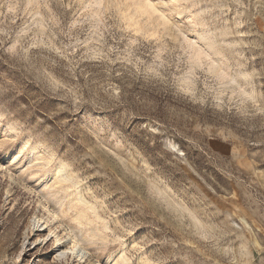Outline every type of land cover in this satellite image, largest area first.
<instances>
[{
	"label": "rangeland",
	"instance_id": "1",
	"mask_svg": "<svg viewBox=\"0 0 264 264\" xmlns=\"http://www.w3.org/2000/svg\"><path fill=\"white\" fill-rule=\"evenodd\" d=\"M43 206L114 264H264V0H0V264L86 263Z\"/></svg>",
	"mask_w": 264,
	"mask_h": 264
},
{
	"label": "bare ground",
	"instance_id": "2",
	"mask_svg": "<svg viewBox=\"0 0 264 264\" xmlns=\"http://www.w3.org/2000/svg\"><path fill=\"white\" fill-rule=\"evenodd\" d=\"M61 176L63 175L61 174ZM62 178L63 180L65 179L64 176ZM11 179L13 180V178ZM45 207H44V210L46 211L45 223L48 227V234L54 236L55 241L57 242L58 245V248L56 249L57 256L65 257L66 254L70 252L74 255V257H77V260L83 263L86 262L85 264H114L118 262V261L115 262V255L113 253H112L113 255H109V256L107 255L108 257H105V259H100L93 255L90 256L87 249L85 248V243H84L85 241L82 234L81 235L78 234V236L74 238L73 234L70 232V230H68L65 223H63L59 218L57 213L58 210L54 208H52V210H49L46 209ZM55 223L57 224L56 225L57 227L51 229L50 225ZM31 224L32 226H34V228L37 229H40L42 227V223H40L39 219H37L36 217H34L31 220ZM72 240L74 241V246L67 247V245H65L66 243H68L67 241H72ZM75 243H77L76 247H75Z\"/></svg>",
	"mask_w": 264,
	"mask_h": 264
}]
</instances>
